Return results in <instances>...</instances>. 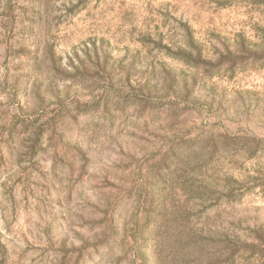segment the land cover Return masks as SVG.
<instances>
[{"label": "rangeland", "instance_id": "374dc122", "mask_svg": "<svg viewBox=\"0 0 264 264\" xmlns=\"http://www.w3.org/2000/svg\"><path fill=\"white\" fill-rule=\"evenodd\" d=\"M224 2L0 0V264H167L181 229L264 227V66L202 76L187 109L150 95L158 108L142 117L122 99L131 87L109 81L110 67L134 57L137 78L163 65L189 79L192 69L156 47H182L183 26L207 54L239 38L262 45L264 6ZM51 55L67 75L52 72ZM34 120L44 131L31 150L21 125ZM186 132L205 144L251 137L259 148L222 146L210 162L207 149L189 153L157 188L161 226L143 229L140 180Z\"/></svg>", "mask_w": 264, "mask_h": 264}, {"label": "trees", "instance_id": "16d2710c", "mask_svg": "<svg viewBox=\"0 0 264 264\" xmlns=\"http://www.w3.org/2000/svg\"><path fill=\"white\" fill-rule=\"evenodd\" d=\"M8 1L11 3L12 0ZM235 2L264 6V0H225L221 5L229 6ZM183 31L184 44L182 47L171 49L161 44H156V47L167 56L181 61L185 66L192 69L195 74L189 79H178L174 72L163 65L157 71L152 68L149 73H142L140 78H137L136 73L138 72L134 65L136 57L126 65L125 70L116 68V66L109 68L107 62L103 64L104 68H109V81L112 82V85L116 81L119 85L131 87L133 94L126 95L122 99L128 103V97H132L131 107L139 117H142V114L148 109L158 108L156 104L150 102L151 100L149 101L152 97L150 95L155 97L158 95L162 97L170 96L179 100L183 105L182 108L187 109L188 106L186 105L192 102L202 76L210 77L221 71L231 75L237 70L244 69L249 64L264 66V38L261 41L262 45H249L242 38H239L233 47L222 44L221 48L212 47L211 53L207 54L203 44L194 39L189 28L183 26ZM52 57L51 55L49 66L52 72L58 73L61 70H59ZM95 59L96 65H101L99 59L97 57ZM119 69L121 73H124L122 76H118ZM76 72L78 70L75 69ZM86 72L87 69H82L79 71V76H86ZM61 73L67 75L65 72L61 71ZM199 73L200 77L198 76ZM146 74L147 76H145ZM81 76L79 78L83 79ZM80 79L79 81H82ZM118 89L119 86L115 88L117 91ZM44 97L37 96L38 102H43ZM105 104H107V100ZM31 112L34 111L31 109ZM182 113L180 112L178 116ZM21 126L24 133L23 141L30 143V148L33 150V147L39 144L44 128L38 124L37 120L27 121V123L23 121ZM187 135H189L188 132L181 137H177V140L171 139L166 146V150L151 166L149 172L143 174V179L140 180V193L146 191L145 194L149 201L147 208L143 207L145 210L141 226L143 229L152 227L156 231L157 227L161 226L160 223L156 222V219L159 215L160 219L163 218L164 207H161L158 202V204L156 203L157 188L160 187L164 175L166 173L170 174L171 168L184 163L185 159L189 157V153L193 152L197 156L200 151L203 152L207 149L206 161L210 162L222 146L223 149L226 148L229 151L250 148L256 152L259 148L257 140L251 137L229 135L216 140H209V143L205 144L199 136L186 138ZM253 153H251V156ZM32 154H35V152H32ZM162 221V225L165 226L167 221ZM137 223L136 221L134 227H137ZM179 224L183 225L182 221ZM179 224L176 227L178 232V229H180ZM234 226L236 225L231 223L228 227L218 230L217 226L213 224L206 230L195 229L189 235L183 234L181 229L179 235L177 234L172 238V242H168L165 248V261L167 264H264V227L256 224L245 228ZM112 229L114 231V228L110 226V230ZM142 235L143 233L140 232V243L148 241L153 243V247L155 246L156 241H154V238L145 240ZM143 263L144 259L141 258L139 264Z\"/></svg>", "mask_w": 264, "mask_h": 264}]
</instances>
